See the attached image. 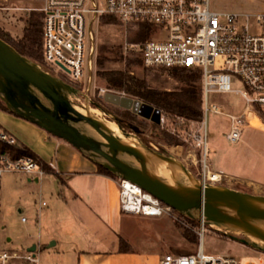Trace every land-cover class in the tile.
I'll return each mask as SVG.
<instances>
[{
  "label": "rangeland",
  "instance_id": "374dc122",
  "mask_svg": "<svg viewBox=\"0 0 264 264\" xmlns=\"http://www.w3.org/2000/svg\"><path fill=\"white\" fill-rule=\"evenodd\" d=\"M42 3L43 0H0V28L13 36L22 34L26 24L24 17L28 16L31 11L41 13ZM214 5L215 8H223V10L235 11L243 15L252 14L246 22L250 23L252 31L257 32L255 16L257 13L264 12V0H215ZM130 25L131 23L121 20L120 23L103 22L101 18L97 32V51L99 52L100 46L107 45L115 48L117 46L122 47L126 56L133 53L140 54L137 51L128 52L125 50L127 42L139 41L132 38L137 36L130 30ZM123 66H125V61L113 59L107 61L105 67L120 68ZM99 68L100 66H98L97 62L96 69L91 74H87L81 81L70 80L66 74L56 70H53V73L70 82L78 89L79 93L72 94V98L78 107L85 108L88 101L92 111L106 119L119 135L136 141H143L152 147L175 155L196 175L206 178L208 183L230 186L224 175L218 179H211L209 175L210 172H214L210 167L213 135L217 134L221 141L226 144H233L226 137L229 127V118L226 115L213 112L209 114V154L207 157H205L203 145L194 138V132L199 128L200 121L167 115L166 121L164 123L160 122V126L156 127L151 119H143V116L138 114L137 121H144L143 125L141 124L143 129L140 130L142 133H137L130 127L123 129L112 116L113 113L107 111L109 105L104 106L103 110L101 107L92 104L96 96H102L99 93L100 87H107L109 91L129 95L125 91L108 87L99 75ZM135 69L138 72L146 69V72H148L146 75L147 79L155 88L175 89L178 87L179 81L164 68L148 66L143 63V65H136ZM235 86L241 87L242 84L238 82ZM209 102L210 105L215 103L223 104L231 112H240L245 106V101L241 94L230 92H211ZM106 113L110 118L106 117ZM0 125L12 131L19 139L32 147L43 160L46 162L53 161L56 165V167H53L47 163L45 167L46 174L39 182L34 179L29 180L23 173L6 172L4 174L1 188L2 245L14 248H28L35 241L39 244V247H43L41 249L40 264H79V256L70 249L71 235L69 230L61 225L62 220L57 222L54 219H49L47 213L55 210H58V213H62L66 210L64 207L67 204L66 197L71 190L67 184L60 185V183L67 181L68 176L61 170L77 172L89 170L94 167L95 162L65 140L48 133L35 123L11 114L2 107H0ZM162 129H166L176 135L179 141L174 143L166 141L160 134ZM93 131L100 136L96 130L93 129ZM244 137H249L248 129ZM127 158L133 161L136 160L130 156H127ZM205 161L208 167L205 165ZM88 176L86 174H77V178H75L73 183L69 181V184L71 187L90 193V189H94L96 183ZM119 178V176L115 177L120 188ZM231 184L232 187H229L231 189L253 192L240 183ZM61 189L62 193H59ZM118 195V199L109 198L108 201L104 202V214L106 215L104 216L100 213L104 220L111 221L112 225L118 226L116 227V232H113L111 236L116 239V234L119 235L126 241L125 244L128 243L131 249L135 248L142 252H151L154 249L158 250L162 256L170 252L187 253L186 251H196L203 244L208 252L236 255L242 260L241 264H246V262L260 264L264 260V248L253 240L247 243L243 242L245 236L242 234L206 221V231L202 237L199 234V229L202 226L200 217L195 218L201 221L199 225L195 226L186 218L188 215L174 208L160 216L123 212L120 203V189ZM42 201H46L47 205L41 207ZM85 212L86 221L81 224V228L84 232L90 234L88 237L94 235L93 231H95L96 238L100 237L104 240H101L102 245L111 243L110 234L106 230L107 227L105 228V225L100 222L97 215H92L88 210ZM22 216H26L28 221H23ZM184 227L190 228L200 236L199 243L189 242L184 237ZM39 233L42 236H39ZM109 233L112 234V232ZM53 240H59V243L49 247L48 245Z\"/></svg>",
  "mask_w": 264,
  "mask_h": 264
},
{
  "label": "built area",
  "instance_id": "2783aa9c",
  "mask_svg": "<svg viewBox=\"0 0 264 264\" xmlns=\"http://www.w3.org/2000/svg\"><path fill=\"white\" fill-rule=\"evenodd\" d=\"M215 0H43V57L48 70L81 81L97 66V32L101 18L113 15L119 20L148 23L151 34L130 41L125 50L140 53L144 63L153 67H191L202 72L203 111L194 138L209 150V114L229 118L226 137L242 139L248 127L263 126L264 120V12L255 16L257 32L246 22L252 14L215 8ZM245 17V18H244ZM241 83V87L235 86ZM109 91L100 87L104 96ZM211 92L241 94L245 106L231 112L223 104L210 105ZM124 94V93H123ZM167 115L162 112L161 123ZM10 146H24L9 129L0 125V264H40V248L7 247L1 243V188L6 172H22L41 179L45 168L30 154L14 155ZM207 159V158H206ZM56 167L53 161L47 162ZM205 165L208 164L205 161ZM210 170V168H209ZM222 177L221 172L214 171ZM218 177V178H219ZM207 182L206 178H203ZM120 203L125 212L160 216L173 209L135 181L119 178ZM47 202L42 201L41 207ZM22 216L23 221H27ZM203 237L206 221L201 218ZM236 255L206 251L204 245L191 253H165L159 264H241ZM246 264H254L246 262ZM264 264V260L260 263Z\"/></svg>",
  "mask_w": 264,
  "mask_h": 264
},
{
  "label": "water",
  "instance_id": "95a60500",
  "mask_svg": "<svg viewBox=\"0 0 264 264\" xmlns=\"http://www.w3.org/2000/svg\"><path fill=\"white\" fill-rule=\"evenodd\" d=\"M77 93L73 84L0 36V98L10 111L67 140L97 164L137 182L179 212L242 234L243 242L253 240L264 248V194L204 181L175 155L116 133L88 101L84 113L72 98ZM104 98L161 122L162 110L139 98L113 91H107ZM156 162L180 171L193 186L183 187L161 177L154 169Z\"/></svg>",
  "mask_w": 264,
  "mask_h": 264
},
{
  "label": "trees",
  "instance_id": "16d2710c",
  "mask_svg": "<svg viewBox=\"0 0 264 264\" xmlns=\"http://www.w3.org/2000/svg\"><path fill=\"white\" fill-rule=\"evenodd\" d=\"M102 19L103 22L120 23V20L113 15H104ZM24 20L26 24L22 34L13 36L0 28V36L12 43L22 54L30 57L47 69L43 57V13L31 11L28 16L24 17ZM129 28L132 33L137 36L132 37L135 40L146 39L153 30V27L150 24L144 22L137 24L131 23ZM113 59L125 61V66L120 68L105 67L106 62ZM97 62L98 66H100L98 69L99 75L108 87L125 91L129 95L148 102L155 107L160 108L166 115L181 116L192 121H201L203 119V84L202 72L200 69L191 67H161L173 75L179 81V84L175 89H160L153 87L149 83L146 76L148 73L146 72V69L140 72L135 69L136 65H143L144 63L140 54L133 53L132 55L126 56L120 46L115 48L113 46L109 47L103 45L99 48ZM92 104L101 107L103 110L104 106L109 105L107 111L113 113L112 116L121 128L127 129V127H130L137 133H142L140 130L143 129L141 124L143 125L144 121H137L139 115L132 109L110 103L103 96H96ZM0 107L10 111L1 99ZM260 116L264 120L263 111H260ZM106 117L110 118L107 113ZM143 119L145 118L143 117ZM152 122L156 127L160 126V123L155 121ZM135 126L138 127L139 130H136ZM160 134H162V138L168 142L174 143L179 141V138L176 135L166 129H162V133L160 132ZM10 149L14 155H33L44 168L46 167L47 162L40 158L28 146H10ZM98 171L113 177L117 176L115 173L100 164H98ZM186 218L195 226L201 223L199 219L191 218L189 216ZM183 235L189 242L197 244L200 241V236L188 227H184ZM125 243L126 241L121 237V250L130 249L128 243ZM186 252L191 253L194 252V250Z\"/></svg>",
  "mask_w": 264,
  "mask_h": 264
},
{
  "label": "crops",
  "instance_id": "0c3cea01",
  "mask_svg": "<svg viewBox=\"0 0 264 264\" xmlns=\"http://www.w3.org/2000/svg\"><path fill=\"white\" fill-rule=\"evenodd\" d=\"M220 9L223 10V8ZM9 112L13 115L21 117L12 111ZM247 129L249 132V137L245 138L244 135ZM44 130L47 131L46 129ZM47 132L50 133L49 131ZM61 139L65 140L63 138ZM65 141L68 142L67 140ZM212 141L213 148L210 167L214 171H219L225 176L226 181L230 183V186H227L232 187L231 183H240L245 185L250 191L264 194V127L255 126L246 128L242 139L238 142H231L233 143L232 145L222 142L217 134L213 135ZM21 142L23 145L28 146L35 152V150L24 141L21 140ZM68 143L71 144L70 142ZM35 153L40 158H42L37 152ZM61 171H63L65 174H68V176L67 181L60 183V185L62 186V184H67L71 190L68 193L69 195L66 197L67 204L64 206L66 210H64L62 213H58V210H55L54 212L48 211L47 216L49 219H54L57 222L62 220L61 225L65 229L69 230V234L71 235L70 249L79 256V264H159L160 258L162 256L158 250L153 249L151 252H142L135 248L121 250V237L116 234V239H114L113 236H111L113 235V232H116V227L118 226L112 225L111 221L104 220V218L101 216V213L104 216L106 215L104 214V202L108 201L109 198H113L114 200L118 199L120 188L115 177L99 172L98 164L96 162L94 167L89 170H81L79 172L65 170ZM23 174L26 175L29 180L34 179L36 182L40 181V179L37 177H31L25 173ZM77 174L89 175L88 177H91L90 179L94 180L96 185L94 189H90V193H86L76 187H71L69 181H72L73 183L75 178H77ZM57 189L59 191L58 185ZM59 193H62V189ZM95 209L101 213L99 214ZM87 210L90 211L92 215H97V217L100 219V222L105 225V228L107 227L106 230H108V234H110L109 239L111 243L102 245L101 242L104 240L100 237L96 238L95 231H93L94 235L88 237L90 234L84 232V230L81 228V224H84V221H86L85 211ZM109 232H112V234ZM39 236H42V234L39 233ZM58 243L59 240H53V242L48 246L51 247ZM34 245L39 246V244L34 241L29 247H33ZM39 248L41 253V249H43V247Z\"/></svg>",
  "mask_w": 264,
  "mask_h": 264
},
{
  "label": "bare ground",
  "instance_id": "6f19581e",
  "mask_svg": "<svg viewBox=\"0 0 264 264\" xmlns=\"http://www.w3.org/2000/svg\"><path fill=\"white\" fill-rule=\"evenodd\" d=\"M81 110L84 113L87 112L86 108H81ZM90 131L95 133L93 129H90ZM154 169L161 177L165 178L168 181H171L183 187L193 186L190 180L183 173L175 169L170 170L167 165L162 162H156L154 165ZM218 177L219 175H217L216 173L212 174L213 179H218Z\"/></svg>",
  "mask_w": 264,
  "mask_h": 264
}]
</instances>
